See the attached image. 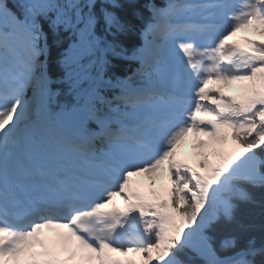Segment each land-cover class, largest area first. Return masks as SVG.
Segmentation results:
<instances>
[{
  "label": "snow or ice",
  "instance_id": "1",
  "mask_svg": "<svg viewBox=\"0 0 264 264\" xmlns=\"http://www.w3.org/2000/svg\"><path fill=\"white\" fill-rule=\"evenodd\" d=\"M97 4L21 0L18 14L0 0V264H25L22 254L26 264H66L56 246L41 239L46 228L60 230L61 250L76 264H184L178 257L186 251L203 264H256L264 245L251 239L233 251L238 242L232 233L243 227L238 202L255 203L250 189L264 190V40L230 41L241 29L264 25V0L147 3L148 17L138 10L139 0H100L99 11ZM129 13L144 22L145 38L130 56L108 38L134 30ZM40 18L55 38L70 33L61 65L74 88L81 83L77 70L87 73L79 110L92 105L89 119L98 128L88 142L70 140L74 155L52 171L46 165L24 169L37 143L25 134V122L56 115L52 101L59 95L48 75L49 36ZM100 25L103 36L96 34ZM157 39L182 53L169 87L157 89L151 80L135 85L133 77L104 79L109 51L139 60V75L150 76L153 62L159 74L161 61L148 47ZM216 81L240 83L243 95L210 88ZM105 84L118 92L101 95ZM189 133L213 138L200 141L215 157H205L203 170L180 158ZM229 134L240 150L216 147V139L226 142ZM142 174H167L170 187H134L133 177ZM117 197L125 207L105 210ZM37 245L43 258L32 252ZM114 252L141 259H118Z\"/></svg>",
  "mask_w": 264,
  "mask_h": 264
},
{
  "label": "trees",
  "instance_id": "2",
  "mask_svg": "<svg viewBox=\"0 0 264 264\" xmlns=\"http://www.w3.org/2000/svg\"><path fill=\"white\" fill-rule=\"evenodd\" d=\"M167 0H139L138 10L142 12L144 17L150 16L145 5L147 3H154L158 5ZM7 6L12 9V11L19 13L18 4L21 0H5ZM100 8V0H98L97 11ZM127 18L132 19L133 24L135 25L134 30L131 33L118 34L116 37L109 36V39H115L116 43L122 45L124 49L127 50L128 55L130 56L132 51L138 48H142L141 44V29L143 27V21L139 19H134L131 17L130 13L127 15ZM40 22L43 26V29L48 33L49 40V51L47 55V67L48 74L52 80L57 81L53 85V90L59 92V95L53 98L52 106L54 108L56 101L59 99L68 100L71 103L76 102L80 104L83 100L78 98V92H81L89 87L87 81V73L84 69H78L79 78L81 80L79 88H74L72 82L67 79L66 70L61 65V60L63 58L64 51L68 48L71 43L70 33L61 31L59 39L55 38L49 28V21L40 18ZM97 36H103L105 34L104 27L102 25L97 27L96 31ZM119 51V48L116 50ZM107 59L111 62L110 66L107 68V71L104 73L105 80H115L117 77L122 79L127 77H133V84H142L145 82V77H136L137 75V60L120 58L119 56L113 54L111 51L106 53ZM44 59L43 57L41 58ZM88 59L83 61L84 65L88 64ZM99 69H93L91 74L95 76ZM97 106L99 109L105 110L108 109L105 105H101L98 101ZM93 131L96 130L95 123L93 124ZM38 132L41 133L44 129L42 123H39ZM264 158V154H262ZM254 195L255 203H243L238 202V213L240 223L243 225L242 228H236L233 230V235L237 238V248L233 251H239L242 248L247 247L248 241L255 239L256 246L260 247L264 245V190L260 189H250ZM219 249V245H217ZM232 253H222V255H231ZM181 259L184 264H203V261L198 256H195L190 251L181 253L178 257ZM251 258V257H250ZM256 264H264V256L257 255L255 258Z\"/></svg>",
  "mask_w": 264,
  "mask_h": 264
},
{
  "label": "rangeland",
  "instance_id": "3",
  "mask_svg": "<svg viewBox=\"0 0 264 264\" xmlns=\"http://www.w3.org/2000/svg\"><path fill=\"white\" fill-rule=\"evenodd\" d=\"M238 33L240 35H242V36L256 37V38H259L260 40H264V28L263 29H260V30H255L254 27H253V25L248 26V27L242 29ZM230 43H232V41H230ZM154 47H155V49H154L153 52L156 53V58L161 61L160 65H159L160 69H162V73L160 74V80H161L162 84L164 82L165 86H168L169 87L170 86L169 83H168L169 78L171 77V75L176 70V67L178 66L175 57L177 55L182 56V53H176V54H174V53H172V54L171 53H168L167 54L166 53V46H165L164 42H162V41H160L158 39L155 40ZM160 57H162V59ZM150 62H152V61L150 60ZM153 65H154L153 66V69L155 70V64H154V62H153ZM223 83H225V81H218L217 83L215 82L214 84H212L211 87L212 88H218L220 91L224 92V90L222 89L223 88L222 87ZM163 87H164V85H163ZM224 93L226 95H230V94H228L226 92H224ZM33 119L30 120V121H26L25 122V126H27L28 124H31L33 122ZM207 138H210L211 139V137L201 135V136H199L197 138L196 142L191 143V141L187 137L186 138V142H182V144H181V146L179 148V151L181 153V157H180L181 160L187 162V161L190 160V157L193 158V156H196V158H197L198 154L199 153L201 154L202 152L203 153L206 152V153H208L210 155L211 154L210 153V149L207 146V144L204 145L203 147L200 146V141H206ZM231 139H232L231 138V135L229 134V137H228V140H227V143L228 144H229V142L232 141ZM53 145H55V143ZM69 148H70V150H73L74 151V149L72 148V146H69ZM226 149H228V148H226ZM54 150H56V147L55 146H53L52 149H51V147H48L47 148V146H44V148L41 149L42 157L40 158V160L41 161H44V160H52V159H54V157L52 155V153L54 152ZM184 154H188V160L185 159ZM210 160L213 161V162H215L212 159H210ZM195 168L200 169V170H203L201 164H200V166H196ZM167 178H168L167 177V174L164 175L163 179H160V178H158V176H156V178H155V181H157L156 184H158V182H161L162 180L167 179ZM139 179L148 180L149 182L152 181V178L151 177L142 174L140 176L133 177V182H134L133 186L134 187L138 185V180ZM138 188H140L141 190H147V188L144 187L143 185H138ZM120 204H121V201L120 200L114 199V201L112 202V204L110 205V207L108 209L118 208ZM38 251H41V249H39ZM66 257H64V258H66ZM140 259H141V257L138 255L136 261L139 262ZM68 264H76V261H73V260L68 261Z\"/></svg>",
  "mask_w": 264,
  "mask_h": 264
},
{
  "label": "bare ground",
  "instance_id": "4",
  "mask_svg": "<svg viewBox=\"0 0 264 264\" xmlns=\"http://www.w3.org/2000/svg\"><path fill=\"white\" fill-rule=\"evenodd\" d=\"M163 6H164L163 4H160V7H163ZM149 39L151 40V38H149ZM150 45H151L152 50H154L155 49L154 42H151ZM222 87H223L222 89L224 90V92L230 94L231 96L233 95V96H236V97H240V96L243 95L242 85L240 83H238V82H225V83H223ZM206 141L212 142L213 138H211V139L207 138ZM215 144H216L217 148L222 146L224 148H228L229 150H232V149L240 150V146L234 140H232L228 144L227 141L226 142H222V141L219 140V138H217L216 141H215ZM207 146L209 147L208 144H207ZM209 149H210V153H211L210 155L208 153H206V152H204V153L202 152L201 154L199 153L200 155L198 154L197 158H196V156H193V158L190 157V160L187 161V162L189 164H191L193 167H196V166H200V164L202 165V161L205 159V157H207L209 160L212 159V160L215 161V157L212 155V152L214 151V149L211 148V147H209ZM184 157H185V159L188 160V154H184ZM28 169H33V168H31L29 166ZM155 178H153L152 181L157 182V181H155ZM60 252H62L63 255H66V253H67L66 251H62L61 248H60Z\"/></svg>",
  "mask_w": 264,
  "mask_h": 264
}]
</instances>
